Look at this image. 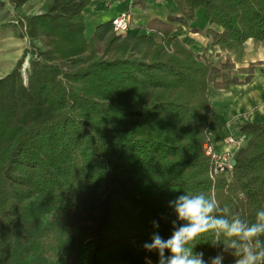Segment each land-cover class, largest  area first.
<instances>
[{
	"label": "trees",
	"instance_id": "1",
	"mask_svg": "<svg viewBox=\"0 0 264 264\" xmlns=\"http://www.w3.org/2000/svg\"><path fill=\"white\" fill-rule=\"evenodd\" d=\"M92 1L21 19L42 49L25 79L27 50L0 78V264H159L143 245L154 232L170 238L178 196L203 192L250 222L264 207V123L241 127L228 173L211 177L203 149L210 88L247 83L262 62L215 63L174 33L204 10L220 28L206 29L211 45L264 41V0H174L176 15L144 31L116 33L109 20L88 39ZM200 242L206 262L220 251Z\"/></svg>",
	"mask_w": 264,
	"mask_h": 264
},
{
	"label": "crops",
	"instance_id": "2",
	"mask_svg": "<svg viewBox=\"0 0 264 264\" xmlns=\"http://www.w3.org/2000/svg\"><path fill=\"white\" fill-rule=\"evenodd\" d=\"M34 0H25L21 5L10 4V0H0V71L9 73L20 57L23 45L17 27L11 19L15 8H26ZM122 12H129L131 32L143 30L152 18L166 20L168 15H176L174 0H93L84 10V34L90 38L97 25L109 21ZM30 13L29 15H33ZM220 31L208 24L204 10H198L195 20L188 26L178 27L174 33L196 53H204L212 62L223 61L229 57L236 68L247 67L250 63L261 61L254 68L252 78L247 83L231 84L227 89L211 87L209 98L212 105L210 122L211 143L218 151H229L233 156L239 151L224 143L228 135L242 133L246 123H264V41L248 39L242 45L229 42L211 45V37L205 34L207 28ZM196 28V32L192 29ZM243 80L245 74L238 75Z\"/></svg>",
	"mask_w": 264,
	"mask_h": 264
},
{
	"label": "clouds",
	"instance_id": "3",
	"mask_svg": "<svg viewBox=\"0 0 264 264\" xmlns=\"http://www.w3.org/2000/svg\"><path fill=\"white\" fill-rule=\"evenodd\" d=\"M168 206L175 213L170 238L154 232L143 245L147 252L158 253L159 264H223L225 254L235 257V264H264V207L250 222L203 192L185 193ZM153 227L158 229L159 223L153 221ZM201 240L220 249L208 262L203 252L194 251ZM145 264H152L151 259L145 257Z\"/></svg>",
	"mask_w": 264,
	"mask_h": 264
},
{
	"label": "built area",
	"instance_id": "4",
	"mask_svg": "<svg viewBox=\"0 0 264 264\" xmlns=\"http://www.w3.org/2000/svg\"><path fill=\"white\" fill-rule=\"evenodd\" d=\"M112 29L116 33H125L130 30L131 17L129 12H122L111 19ZM247 140V135L240 133L237 136L228 135L224 139V143L232 145L236 148H241ZM204 152L209 156L212 167L210 176L214 177L217 174L228 173L233 168V155L229 151H218L211 143L210 133L207 134V140L203 145Z\"/></svg>",
	"mask_w": 264,
	"mask_h": 264
},
{
	"label": "rangeland",
	"instance_id": "5",
	"mask_svg": "<svg viewBox=\"0 0 264 264\" xmlns=\"http://www.w3.org/2000/svg\"><path fill=\"white\" fill-rule=\"evenodd\" d=\"M7 1H9V0H7ZM59 1H62V0H34L33 2H31V4L26 6V8L25 7L19 8L18 12L16 11L15 8H11V9H13V11L11 12L12 13L11 19H13L12 20L13 26L17 27L18 31H20L19 36L22 40V45H23L21 55L17 59V61L22 57V54L25 50L28 51V54L23 59V62L21 65V73H22V76L24 79L26 78L27 70L29 67V60L36 53H39V51L42 49V43L39 41L38 38L30 39L26 35V30L24 28L23 21H21V19L23 20L26 17L32 16V15H29L30 13H34L33 15L45 13L48 11L50 6H52L54 3L59 2ZM63 1H66V0H63ZM10 4H12V2H10ZM2 5H3V3L0 4V8ZM142 31H144V30H142ZM17 61L15 62V64L17 63ZM15 64H14V66H15ZM10 72L11 71H9V73ZM9 73H7V74H9ZM7 74L3 75V72L0 71V78L6 76ZM46 256H47V254H45L43 256V258L45 257L46 260H50V258L46 257Z\"/></svg>",
	"mask_w": 264,
	"mask_h": 264
}]
</instances>
